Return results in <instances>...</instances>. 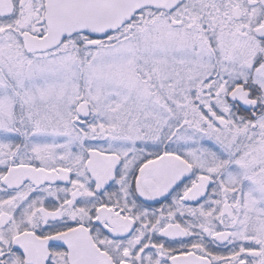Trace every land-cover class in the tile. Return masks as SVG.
<instances>
[{"label":"snow or ice","instance_id":"snow-or-ice-1","mask_svg":"<svg viewBox=\"0 0 264 264\" xmlns=\"http://www.w3.org/2000/svg\"><path fill=\"white\" fill-rule=\"evenodd\" d=\"M0 264H264V0H0Z\"/></svg>","mask_w":264,"mask_h":264}]
</instances>
